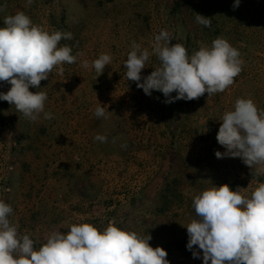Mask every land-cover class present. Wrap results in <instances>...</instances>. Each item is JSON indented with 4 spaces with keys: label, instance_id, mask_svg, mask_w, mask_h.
<instances>
[{
    "label": "rangeland",
    "instance_id": "obj_1",
    "mask_svg": "<svg viewBox=\"0 0 264 264\" xmlns=\"http://www.w3.org/2000/svg\"><path fill=\"white\" fill-rule=\"evenodd\" d=\"M98 1L0 0V25L5 16L23 11L49 30L71 32L72 39L66 40L73 55L83 54L63 66V74L54 69L41 88H30L47 93L44 110L51 119L41 113L30 121L0 101V200L13 209L10 222L20 234H30L36 247L51 231H67L85 217L83 222L98 229L112 220L121 228L148 233L150 246L162 247L169 264H202L186 249L184 227L195 215L192 198L199 193L198 184L203 189L227 184L250 194L258 177L264 181L241 158L214 155L224 152L216 141L219 120L237 98H251L264 110V0H240L235 8L234 0H226L223 11L204 0H179L176 16L170 15L174 0H113L102 6ZM196 14L210 18L211 26L199 24ZM161 29L171 34L170 43H182L189 54L216 37L230 44L235 40L239 48L245 47L239 38L250 40L232 85L211 96L177 100L181 111L179 122L170 124L176 129L173 137L156 114L155 90L145 95L126 79L123 67L132 42L151 51ZM101 53L113 59L100 75L81 67V60L91 62ZM158 65L156 56H150L141 77ZM9 88L0 81V92ZM97 101L109 111L106 117L94 115ZM97 134L107 141L94 140ZM208 157H213L212 171L201 176ZM166 168H171L169 182L176 180L181 200L158 213L157 176Z\"/></svg>",
    "mask_w": 264,
    "mask_h": 264
},
{
    "label": "clouds",
    "instance_id": "obj_2",
    "mask_svg": "<svg viewBox=\"0 0 264 264\" xmlns=\"http://www.w3.org/2000/svg\"><path fill=\"white\" fill-rule=\"evenodd\" d=\"M239 2L234 0L233 7ZM195 19L205 28L211 26L210 18L196 14ZM62 38L70 40L72 33L49 30L23 11L5 16L0 25V81L10 85L6 92H0V101L14 105L30 121H37L41 113L44 119L52 118L44 110L47 93L30 88H41L40 82L48 80L54 69L63 74L64 64L75 63L83 55H73L68 45L59 46ZM172 39L161 29L154 35L151 51L135 41L131 44L123 63L126 79L136 82L145 95L159 91L166 104L193 100L205 93L211 96L232 85L242 71L239 50L223 37L210 44L200 43L192 54L182 43H170ZM152 55L159 65L142 78L141 70ZM112 59L110 54L101 53L91 62L83 59L80 63L100 75ZM173 92L175 95H170ZM106 112L97 101L94 115L106 117ZM219 121L216 141L224 152L216 151V158L239 157L250 169L255 168L257 176L264 175V110L251 98H237ZM94 140L106 142L107 137L97 134ZM244 190L210 183L193 196L195 215L184 226L186 249L193 258H201L202 264H264V181H258L250 194ZM12 213V207L0 200V264H169L162 247L150 246L148 233L121 228L112 220L98 229L79 217L80 222L70 224L64 232L51 231L36 247L30 234H20L17 225L10 222ZM193 246L202 250V256Z\"/></svg>",
    "mask_w": 264,
    "mask_h": 264
},
{
    "label": "trees",
    "instance_id": "obj_3",
    "mask_svg": "<svg viewBox=\"0 0 264 264\" xmlns=\"http://www.w3.org/2000/svg\"><path fill=\"white\" fill-rule=\"evenodd\" d=\"M207 3L211 2V4H213L214 6H216L217 8L221 9L223 11V9H228L227 7V2L226 0H204ZM113 2V0H99L98 1V5L102 6V5H106V4H111ZM206 3V5H207ZM180 1L179 0H174L173 4H172V8L170 10V15L172 16H176L177 14H179L180 11ZM208 6H206V10L209 8H207ZM209 10V9H208ZM214 33H216V29L214 31ZM232 36H236L237 33H232ZM238 40H241L244 42L245 47L244 48H239V45L237 44V41L233 40L231 41V44L233 47L237 48L240 52V56L242 55V51H246L248 46H250V40L249 39H242L239 38ZM60 45H68L67 40L66 39H61L60 41ZM70 46V45H68ZM71 47V46H70ZM73 49H72V54H73ZM72 64H64L63 66H70ZM156 98L158 102L157 105V110H156V114H158V118L160 119L161 123L164 124L165 126V130L168 132V134L173 137V135H175V128L174 130H171L170 128V124H174L175 122H179V117H180V111H181V106L180 104L175 101L174 103H164V100L166 99L162 93H160L159 91H156ZM170 95L174 96L175 93H171ZM210 154V153H208ZM209 158V157H208ZM210 162H207L206 164V168L204 169L202 167V170L200 169V174L201 176H203L204 173H206V170L208 171H212V158H209ZM171 168H166V170H162V172H159L160 176L158 175L157 177H160L159 182H160V188H159V192L157 194V198H159V200L157 201V208H155L157 210L158 213H163L165 212L167 209H169L170 205H174L176 204L178 201H180L181 199V194L179 192V190L175 187V183L176 180L173 179L172 183L169 182V176L171 174L170 171ZM258 181H262V177H258L257 178ZM203 184L200 183V185L198 184V192H200L201 190H203V188L199 187ZM177 201V202H176Z\"/></svg>",
    "mask_w": 264,
    "mask_h": 264
}]
</instances>
